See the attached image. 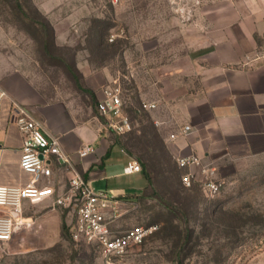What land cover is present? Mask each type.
<instances>
[{"label":"rangeland","instance_id":"1","mask_svg":"<svg viewBox=\"0 0 264 264\" xmlns=\"http://www.w3.org/2000/svg\"><path fill=\"white\" fill-rule=\"evenodd\" d=\"M19 1L24 12L0 0V61L10 62L4 69L25 74L46 97L75 100L96 116L104 88L114 81L121 87L134 128L113 138L142 171L146 164L153 180L136 197L123 225L158 229L120 264L264 263V157L241 163L223 177L215 198L199 186H183L166 131L155 121L163 115L141 108L142 102H161V78L176 69L163 68V53L147 51L133 35L135 0ZM259 43L264 52V38ZM24 217L32 226L0 242V264H102L95 247L74 242L67 230L74 210L55 209L50 202L27 204Z\"/></svg>","mask_w":264,"mask_h":264},{"label":"crops","instance_id":"2","mask_svg":"<svg viewBox=\"0 0 264 264\" xmlns=\"http://www.w3.org/2000/svg\"><path fill=\"white\" fill-rule=\"evenodd\" d=\"M135 4L131 29L139 45L162 52L161 66L176 69L161 78V102L150 101L164 117L155 121L166 131L172 156L195 154L204 166L215 167L220 178L241 163L264 157V52L259 43L264 38V0H202L187 23L168 0ZM0 62V185L31 181L19 166L23 135L14 116L21 110L39 120L47 135L60 137L63 152L95 190L133 201L145 192V173L124 174L132 158L89 106L50 99L25 74L4 69L8 60ZM185 126L191 130L182 136ZM84 144L94 145L95 152L79 158L76 153ZM44 183L61 194L68 187L66 166L53 163V176Z\"/></svg>","mask_w":264,"mask_h":264},{"label":"built area","instance_id":"3","mask_svg":"<svg viewBox=\"0 0 264 264\" xmlns=\"http://www.w3.org/2000/svg\"><path fill=\"white\" fill-rule=\"evenodd\" d=\"M114 4L119 0H112ZM173 12L182 23L192 20L194 12L202 0H168ZM114 36L111 37V41ZM141 108L152 111L157 108L153 102H142ZM97 118L102 127L122 136L133 131L122 90L117 81L106 86L96 105ZM14 122L23 135L20 169L31 176L24 186L0 185V242L8 243L20 230L32 226V221L24 217L27 204L50 202L52 208L74 210L70 225V235L74 242L95 247L101 255L102 264H120L137 246L158 229L157 226H134L125 228L123 221L136 204L126 195L115 194L110 190H95L76 169L73 158L63 152L58 136L47 135L42 123L26 112L18 110ZM190 126L181 129L184 136ZM174 133L170 139L175 140ZM95 152V146L84 144L77 151L79 158ZM181 173V183L185 188L199 186L208 198L217 197L225 184L215 167L204 166L195 154L175 157ZM53 163L67 168L68 187L57 195L54 187L44 183L53 176ZM142 171V165L131 159L124 167L125 175Z\"/></svg>","mask_w":264,"mask_h":264},{"label":"trees","instance_id":"4","mask_svg":"<svg viewBox=\"0 0 264 264\" xmlns=\"http://www.w3.org/2000/svg\"><path fill=\"white\" fill-rule=\"evenodd\" d=\"M4 1H6V3L11 7V8H13L14 9V11H20V12H24V9H23V7L21 6V4H20V1L19 0H4ZM41 25L43 26V28H48V29H50V30H52V32H54V30H53V28L49 25V24H47V23H45V22H43V23H41ZM92 96L94 97V94L92 93ZM143 171L145 172V176H146V178H147V187H146V189L149 187V186H152V184H153V180H152V177H151V175H150V173L147 171V166H146V164H144L143 163ZM68 231L70 230L69 228L67 229ZM66 235V225H65V223H63V225H62V237H64Z\"/></svg>","mask_w":264,"mask_h":264}]
</instances>
